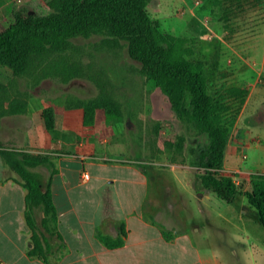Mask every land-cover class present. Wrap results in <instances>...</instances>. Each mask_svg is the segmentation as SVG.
<instances>
[{"label": "rangeland", "instance_id": "374dc122", "mask_svg": "<svg viewBox=\"0 0 264 264\" xmlns=\"http://www.w3.org/2000/svg\"><path fill=\"white\" fill-rule=\"evenodd\" d=\"M31 1L0 0V28ZM161 2H165L162 7ZM149 13L162 31L190 39L206 61L219 53L211 93L222 100L221 114L231 129L223 174L251 191V176L261 171L254 167L256 152L245 143L249 129L254 135L262 132L264 143V0H151ZM36 64L47 76H39L35 69L18 75L0 67V83L28 100V115L46 105L61 112L100 95L117 100L121 118L110 121L100 111L96 126L85 130V147L104 160L118 158L146 171L156 194L165 197L156 206L158 220L169 230L175 227L183 232L188 227L195 238L211 239V250L221 255L222 264H247L239 242L264 243L257 210L245 195L228 204L205 191L201 177L206 169L200 161L208 135L198 133L187 109L175 110L168 97L140 73V64L130 58L124 43L99 35L79 38L67 50L45 54ZM230 87H238L236 96L226 93ZM3 109L0 101L4 147L28 150L18 134H12L15 121L3 123ZM11 175L16 176L12 170ZM170 179L179 204L176 196L171 197Z\"/></svg>", "mask_w": 264, "mask_h": 264}, {"label": "trees", "instance_id": "16d2710c", "mask_svg": "<svg viewBox=\"0 0 264 264\" xmlns=\"http://www.w3.org/2000/svg\"><path fill=\"white\" fill-rule=\"evenodd\" d=\"M150 2L32 0L27 9L14 12L13 19L0 28V67L10 68L18 75H27L35 69L39 76H47L46 70L38 68L37 60H44L45 54L67 50L79 38L99 35L124 43L130 58L140 64V73L168 97L175 110L187 109L198 133L208 135L200 161L206 169L201 177L205 191L213 192L228 204L245 195L257 210L264 228V174H252L251 191H244L232 176L223 174L231 129L221 114L225 108L222 100L211 93L220 65L219 53L206 61L190 39L162 31L158 20L150 16ZM237 88L230 87L226 93L236 96ZM0 101L4 108L2 117L6 119L19 118L28 112V100L1 83ZM70 108L84 110L85 129L96 126L100 111L110 121L122 116L120 103L107 95L80 101ZM42 118L46 132H56L55 107H43ZM0 155L19 175L16 181L28 190L25 216L32 231L28 256L50 263L49 257L55 250L52 238L58 240L59 248L65 246L62 235L54 227L58 218L51 190L57 172L53 161L48 155L5 149L1 141ZM38 167L50 169L48 179L35 171ZM39 211L44 213V218L39 219ZM154 223L161 227L167 241L175 240V231ZM117 233L107 234L98 228L97 238L108 248L116 249L125 245L128 235L125 223L117 224Z\"/></svg>", "mask_w": 264, "mask_h": 264}, {"label": "crops", "instance_id": "0c3cea01", "mask_svg": "<svg viewBox=\"0 0 264 264\" xmlns=\"http://www.w3.org/2000/svg\"><path fill=\"white\" fill-rule=\"evenodd\" d=\"M55 110L57 127L52 134L46 132L43 108L32 116L28 110L19 118H4L3 123L15 121L12 134H18L16 137L34 154L52 159L57 171L51 184L58 218L54 227L65 246L59 248L58 240L52 238L55 250L50 263L28 256L32 247V231L25 216L28 190L16 181L19 175L0 155V264H222L221 255L211 250V239L195 238L188 227L183 232L172 227L175 240L167 241L161 227L154 223L168 228L158 220L160 209L156 206L165 197L156 194L151 176L138 165L118 158L107 161L92 154L83 142L86 129L82 108ZM247 133L246 146L256 152L254 167L264 174L262 132L254 135L249 129ZM5 149L29 152L21 147ZM35 171L45 180L50 176L46 167ZM85 173L88 178H84ZM169 189L171 197L176 196L177 203H181L173 180ZM38 216L42 219L45 215L39 211ZM118 223H125L127 229L125 245L110 249L97 238V229L116 235ZM240 242L241 257L247 264H264V243L253 239ZM240 253L237 251V255Z\"/></svg>", "mask_w": 264, "mask_h": 264}, {"label": "built area", "instance_id": "2783aa9c", "mask_svg": "<svg viewBox=\"0 0 264 264\" xmlns=\"http://www.w3.org/2000/svg\"><path fill=\"white\" fill-rule=\"evenodd\" d=\"M89 177V174L88 173H85L84 174V178H88Z\"/></svg>", "mask_w": 264, "mask_h": 264}]
</instances>
